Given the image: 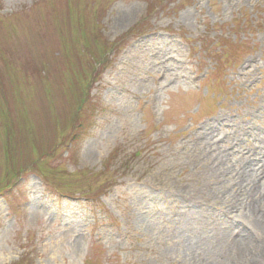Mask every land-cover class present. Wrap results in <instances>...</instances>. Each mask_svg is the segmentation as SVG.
<instances>
[{
    "label": "rangeland",
    "instance_id": "rangeland-1",
    "mask_svg": "<svg viewBox=\"0 0 264 264\" xmlns=\"http://www.w3.org/2000/svg\"><path fill=\"white\" fill-rule=\"evenodd\" d=\"M263 129L264 0H0V264H264Z\"/></svg>",
    "mask_w": 264,
    "mask_h": 264
},
{
    "label": "bare ground",
    "instance_id": "bare-ground-1",
    "mask_svg": "<svg viewBox=\"0 0 264 264\" xmlns=\"http://www.w3.org/2000/svg\"><path fill=\"white\" fill-rule=\"evenodd\" d=\"M221 119L222 118H217L214 121V123L223 122ZM214 123L209 124V127H211L212 125L214 126L215 125ZM262 132L264 133V129ZM255 156L257 157L258 160L256 161L255 164L251 166L248 165L245 167V169L242 172L239 185L241 186V190L243 189L247 191V189H249L248 192L253 194L255 197L258 196L260 198V196L264 194V183L261 181V178L264 177V152H262L261 155L256 154ZM246 158L247 159L245 158L244 159L248 161L250 157L246 156ZM219 206L221 207V210L224 209L222 205ZM263 214H264V210H263ZM248 232H249L248 229L246 227H243L241 229V233H239L240 239H242L243 237L245 238ZM257 253L258 250H256V254Z\"/></svg>",
    "mask_w": 264,
    "mask_h": 264
}]
</instances>
